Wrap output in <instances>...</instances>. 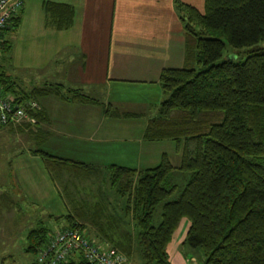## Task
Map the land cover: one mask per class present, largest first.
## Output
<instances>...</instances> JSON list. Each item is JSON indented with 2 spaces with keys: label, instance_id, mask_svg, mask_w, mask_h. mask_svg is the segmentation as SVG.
<instances>
[{
  "label": "trees",
  "instance_id": "1",
  "mask_svg": "<svg viewBox=\"0 0 264 264\" xmlns=\"http://www.w3.org/2000/svg\"><path fill=\"white\" fill-rule=\"evenodd\" d=\"M174 5L183 26L185 62L181 68L161 70L164 97L156 115L148 119L143 137L174 142L180 164L174 167L162 155L156 166L140 171L108 166L106 179L136 228L138 249L128 235L121 243L105 242L126 257V264H170L166 247L186 219L182 245L200 250L201 264H264V0H204L203 12L179 0ZM20 15L21 10L0 33V52L7 56ZM226 45L248 51L239 60L222 59ZM0 90L21 105L44 95L96 103L62 84L24 89L1 68ZM31 116L34 122L40 119L39 106ZM32 153L51 178L53 171L87 178L98 170L42 150ZM176 170L188 173L182 188L174 183ZM101 207L100 216L90 208L91 215L79 210L74 217L64 216L57 230L78 228L99 243L76 220L89 218L102 230L100 221L106 219ZM55 231L40 221L26 232L23 251L34 256L31 261ZM133 254L138 263L131 261ZM60 264L90 263L76 255Z\"/></svg>",
  "mask_w": 264,
  "mask_h": 264
},
{
  "label": "crops",
  "instance_id": "2",
  "mask_svg": "<svg viewBox=\"0 0 264 264\" xmlns=\"http://www.w3.org/2000/svg\"><path fill=\"white\" fill-rule=\"evenodd\" d=\"M179 1L203 12L204 0ZM22 2L19 25L9 38L7 59L14 68L32 72L29 87L23 88L62 84L78 89L96 103L44 95L37 99L40 119L23 127L8 125L10 130L32 134L41 150L51 156L98 170L114 164L140 171L156 166L162 155L171 163L161 146L167 142L147 141L143 134L164 97L159 86L161 70L181 68L185 62L183 26L174 0ZM174 154L171 165L178 167L176 147ZM10 168L16 191L35 197L36 202L56 199L55 204L65 210L59 188L67 190L70 185L75 189L68 182L81 179L65 172L59 174L63 182L58 186L32 150L13 160ZM97 196L98 202L89 207L100 216L98 209L106 197L103 193ZM117 201L121 204L119 219L133 223L123 213L122 199ZM104 212L107 220L109 215ZM80 221L76 220L85 231V223ZM188 225L182 219L172 234L166 247L170 264H194L193 255L187 256L182 245ZM95 228L100 230V226ZM86 235L104 246H108L105 240L121 243L127 239L124 234L109 240L101 230H90Z\"/></svg>",
  "mask_w": 264,
  "mask_h": 264
},
{
  "label": "rangeland",
  "instance_id": "3",
  "mask_svg": "<svg viewBox=\"0 0 264 264\" xmlns=\"http://www.w3.org/2000/svg\"><path fill=\"white\" fill-rule=\"evenodd\" d=\"M246 51H248L247 48L233 50L226 45L222 59L230 57L232 60H239L244 57ZM0 68L18 86L22 88L29 87L27 81L32 80L30 77L32 72L14 68L8 62L7 55L4 52H0ZM32 83H35V81ZM27 124L29 123L21 122L10 127H23ZM10 127H0V264L30 263L34 256L23 251L26 232L34 228L40 221L51 231H55L64 224V216L71 215L74 217L79 210L84 213L87 211L91 215L89 208L92 209V207L88 206L98 202L97 193L105 194L106 199L102 203L105 206L103 211L105 210L109 215L107 220L100 221L102 235L115 241L118 237L126 234L134 245V250L137 251L136 228L133 223L124 219L120 220L119 209L121 204L117 201L118 197L114 195L106 179L107 173L105 171L108 170L109 165L100 167L97 171L95 170L93 174L87 177L89 178L87 180L82 177L79 181L68 182L69 184L72 183L76 187L75 189H70V185H68L67 190L59 188L66 210L61 204H55L56 199L53 198L44 199L42 200L43 202H36L35 197L27 196L25 193L24 195L16 191L17 189L15 190L10 164L28 150H41V145L27 131L17 132L13 129L10 130ZM165 142L169 144L165 143L166 145L161 146L170 155L171 164L173 165L175 161V144L172 141ZM60 174H65V172ZM52 176L56 184L61 187L63 180L62 178L58 179L59 174L53 171ZM173 180L179 188H182L188 180V173L176 170ZM9 202L13 204H9ZM160 208L161 206L159 205L155 210L154 224L158 221L157 217L160 216ZM82 221L80 222L85 223L86 234L89 235L90 230H95L97 233L100 232V230L90 224L89 218H85ZM184 250H187V252L185 251L187 256L193 255L194 260L192 262L194 264L202 263L204 258L200 250H188L186 247ZM136 258L135 254H133L131 261L138 263Z\"/></svg>",
  "mask_w": 264,
  "mask_h": 264
},
{
  "label": "built area",
  "instance_id": "4",
  "mask_svg": "<svg viewBox=\"0 0 264 264\" xmlns=\"http://www.w3.org/2000/svg\"><path fill=\"white\" fill-rule=\"evenodd\" d=\"M22 0H0V33L11 17L22 8ZM38 109L36 101L24 105L15 102L11 94L0 90V125L34 122L32 111ZM81 256L90 264H126V257L116 248L89 240L78 228L59 229L48 235L46 242L28 264H60L72 256Z\"/></svg>",
  "mask_w": 264,
  "mask_h": 264
}]
</instances>
